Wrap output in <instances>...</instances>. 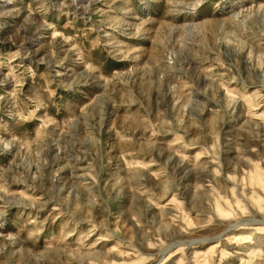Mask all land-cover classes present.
Here are the masks:
<instances>
[{
    "label": "rangeland",
    "instance_id": "obj_1",
    "mask_svg": "<svg viewBox=\"0 0 264 264\" xmlns=\"http://www.w3.org/2000/svg\"><path fill=\"white\" fill-rule=\"evenodd\" d=\"M0 264H264V0H0Z\"/></svg>",
    "mask_w": 264,
    "mask_h": 264
}]
</instances>
